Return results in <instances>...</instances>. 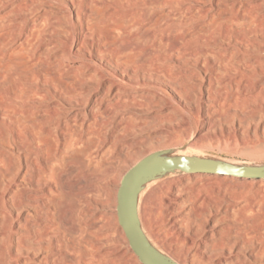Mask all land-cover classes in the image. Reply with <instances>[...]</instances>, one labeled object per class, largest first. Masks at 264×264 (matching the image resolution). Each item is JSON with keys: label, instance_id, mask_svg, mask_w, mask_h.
Masks as SVG:
<instances>
[{"label": "bare ground", "instance_id": "6f19581e", "mask_svg": "<svg viewBox=\"0 0 264 264\" xmlns=\"http://www.w3.org/2000/svg\"><path fill=\"white\" fill-rule=\"evenodd\" d=\"M5 1L4 20L20 30L12 48L24 52L48 36L60 58L47 67L39 53L28 65L15 52L0 65V204L12 209L22 230L10 240L19 252L11 264H143L129 245L117 211L105 209L118 201V191L112 192L108 184H121L124 145L136 140L122 142L108 132L111 117L103 112L101 98L120 94V87L102 66L74 63L68 49L92 55L103 38L142 30L147 5L142 0ZM188 1L159 0L165 9L177 11L175 30L182 36L157 42L161 59L149 63L148 79L163 77L174 83L179 90H170L183 104L198 107L202 97L204 117V98H211L213 113L204 118L202 137L216 131L222 119L244 134L252 122L264 120V7H253L261 0ZM117 70L123 80L135 75ZM135 90L130 91L138 93L143 106H158L162 99L153 91ZM194 91L197 100L191 99ZM222 92L223 111L216 98ZM162 108L148 117L132 113L137 119L125 124L143 127L151 117L171 120L173 108L166 103ZM255 183L193 174L174 184L158 218L166 223L176 252L197 243L193 259L198 263L210 260L208 253L215 249L223 255L219 264H264V180H258L259 187ZM251 188L256 194H248ZM187 190L188 199H200L206 206L185 216L180 208ZM165 207L171 220L162 217ZM200 219L218 223L205 240ZM190 224L195 226L193 238L187 236Z\"/></svg>", "mask_w": 264, "mask_h": 264}, {"label": "rangeland", "instance_id": "374dc122", "mask_svg": "<svg viewBox=\"0 0 264 264\" xmlns=\"http://www.w3.org/2000/svg\"><path fill=\"white\" fill-rule=\"evenodd\" d=\"M184 1L186 3H190V1L188 0H184ZM142 2L146 4L148 7V10H146L141 17L146 25V27L143 28L142 30L132 31V32L118 31L113 35V38L112 37L108 38L110 42L107 40V38H103L100 42L99 41L97 42L98 53L93 52L92 55L80 51L72 52L68 46L69 48L68 53L70 54V58L72 59V61H74V63L78 64L80 62H84L92 65L102 66L105 70L104 72L106 77L108 79L114 80L120 87V94L107 93L101 99L104 100L105 103L102 109L103 112L111 117V122L108 127L109 134L110 135L112 134L113 136H117L119 140H121L122 142L129 138L135 137L136 139L130 142L129 144L124 145L125 148L124 162L120 167V170L122 171L123 174L129 168V166L135 161L137 157L147 152V150L150 149L151 147L162 144L169 139L171 135L168 132H165L166 127L173 128L186 123V120H184L186 118L182 117V115L179 114L175 109H172L174 111L170 114L171 120L168 121L160 120L161 119L160 117H156V118L151 117L147 119V123L143 127L134 126L133 123H130L129 125L125 124V122L128 121L130 122L133 121L134 119H137L136 117L135 118L133 117L134 115L132 116V113L138 114V116L140 117H148L152 113L161 111L163 109L162 107L164 106V104L169 103V101L165 97H163L162 95L156 92H153L162 98L160 99L158 106H148V107L143 106L140 102L138 93H132L130 91V90H134L130 86L131 83L150 82L153 84L166 86L170 89H172V87H175L176 89L179 90L178 86H175L174 83L163 77H160L159 80L148 79L150 72L148 67L149 63L152 61L159 63V60L161 59V55L158 54L157 48H155L157 46L156 45L157 42H159L160 39H166L168 36L176 39H179L182 36L181 32H177L175 30L177 28L176 27L177 24L179 23L177 19L178 17L177 11L170 10L169 7L168 8L166 7L165 9V7H162V5L159 4V0H142ZM6 3L7 2L5 0H0V38L6 37L5 39L4 38L0 39V65L5 66V64L9 60V57L12 56L10 54H16V53H18L19 56L22 55L21 57L26 58L25 61L28 63V65L32 64L35 61V59L38 58L39 53H42L41 60L45 66L52 67L54 64H56V62L60 60L59 55L57 54L58 50L56 49L55 46L49 44L51 38H49L48 36L42 37L41 41L44 40L43 43L39 44L40 41L38 42L36 41L32 47H30L28 50H25L24 52L19 47L16 49L12 48L13 40L17 38L19 40L18 35L20 34V30L14 28V25L8 24V20H4L2 14ZM255 6L258 7L260 6L259 8H263L264 0L258 1L256 5H253V7ZM230 9L232 10L233 8L231 7ZM147 14L149 15L147 16ZM116 43L118 45H116ZM106 44L108 45L106 46ZM43 45L45 46V48L43 47ZM121 47L123 49H121ZM121 58L124 59L122 60ZM117 59L120 60L118 61ZM62 62L65 63V61ZM117 68L121 69L125 73L135 74V75H131L133 78H128L126 76V80L125 79L123 80L122 78L119 77V71L117 70ZM135 91L139 92V90H135ZM223 94L224 92H222L219 95H216V98L220 100L222 103L221 105H218V108L221 111H223V109L226 108V100ZM198 98H199L198 92L197 91L192 92L191 99L197 100ZM204 101L206 103L204 105V108L206 109L205 118H207L209 116H212L213 113L211 107L212 100L207 95L204 98ZM184 104L188 108L190 107V109L193 110L197 108L196 103L184 102ZM217 123L218 126L216 128V131L204 132L205 135L207 136L208 135L213 136L216 134H221V135L227 134L229 136L234 135L235 131L233 130L232 127H228L225 124L224 119L218 121ZM219 126L224 129H228L229 131L226 133L225 132L222 133ZM256 136H260L264 139L263 137L264 120L260 122H252L250 126L245 128L244 134H240V137L244 140L249 137L255 138ZM125 165H128V167H125ZM224 177H232V176H224ZM247 180L255 181L256 185H254V187L255 186L259 187L257 185H260V183H258V180H254V179H247ZM108 186L111 188L112 192H115L118 191L120 185L118 184V182L112 181L109 182ZM261 188L262 187H260L259 189L261 190ZM186 192L183 194V196H185L187 201L186 203L182 204L180 208V213H184L185 216H187L191 214L194 211V209L202 210L203 207L206 206V204L203 203L204 201H201L200 199H194L195 202L188 199L186 196L189 191L187 190ZM199 192H201L202 195L208 196V194L205 193L204 189H200ZM247 192L248 194L254 195L256 194L257 189L251 188V190ZM193 198H195V196ZM117 203L118 201L112 202L105 209L106 210L108 209V211H117L116 210ZM167 211L168 209L166 207L162 210V217H164L165 220L168 221L169 219L171 220L173 218V215L171 214L170 211H168L169 213ZM205 217L210 219L209 212L205 213ZM198 223L202 225V229L200 230L202 234V240H205L207 238L205 234L211 231L210 227L215 224H218L217 222L213 223L211 220H204V219H200ZM20 228L21 227L19 225V220L16 217V215L13 213L12 209L8 205L3 206L0 204V264H11L12 262L11 260L14 257L19 256V252L17 253V251L13 247H11L10 240L13 237H16L17 234L22 233V230ZM194 229L195 226L193 224H190V228L187 232L188 237L190 238L195 237L196 233ZM22 254L25 255L26 252L23 251ZM134 254L136 255L135 252ZM208 255L211 257V259L217 258L215 264H219V261L223 258L222 253L217 251L215 252V249L210 250ZM208 261H204L200 264H205Z\"/></svg>", "mask_w": 264, "mask_h": 264}, {"label": "water", "instance_id": "95a60500", "mask_svg": "<svg viewBox=\"0 0 264 264\" xmlns=\"http://www.w3.org/2000/svg\"><path fill=\"white\" fill-rule=\"evenodd\" d=\"M137 90L156 92L165 97L186 123L166 127L171 139L147 150L125 171L118 188L116 207L120 225L129 245L143 264H200L193 259L195 243L180 254L171 243L169 231L158 218L168 190L193 174H213L264 180V139H242L216 134L201 136L204 123L203 98L193 110L180 102L170 88L153 83H131ZM213 258L205 264H215Z\"/></svg>", "mask_w": 264, "mask_h": 264}]
</instances>
